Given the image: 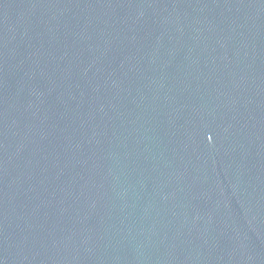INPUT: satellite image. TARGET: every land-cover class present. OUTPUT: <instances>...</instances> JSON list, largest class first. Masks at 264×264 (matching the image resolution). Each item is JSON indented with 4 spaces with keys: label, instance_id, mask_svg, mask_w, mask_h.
Returning <instances> with one entry per match:
<instances>
[{
    "label": "water",
    "instance_id": "1",
    "mask_svg": "<svg viewBox=\"0 0 264 264\" xmlns=\"http://www.w3.org/2000/svg\"><path fill=\"white\" fill-rule=\"evenodd\" d=\"M264 214V0H0V264H211Z\"/></svg>",
    "mask_w": 264,
    "mask_h": 264
}]
</instances>
